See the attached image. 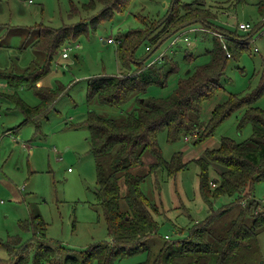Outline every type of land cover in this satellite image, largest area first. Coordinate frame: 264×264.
Wrapping results in <instances>:
<instances>
[{"label": "rangeland", "instance_id": "rangeland-1", "mask_svg": "<svg viewBox=\"0 0 264 264\" xmlns=\"http://www.w3.org/2000/svg\"><path fill=\"white\" fill-rule=\"evenodd\" d=\"M87 1L0 0V70L20 74L26 69L31 71L34 63L42 65L45 52L33 45L39 29L44 26L59 28L77 22L100 8L84 11L82 7ZM172 1L130 0L123 12L114 11L88 32L67 37L54 54L48 72L37 81V84L57 90L36 121L22 123L25 116L14 107L7 96L11 89L4 85L6 80L0 78L1 239L15 233L22 239L28 238L30 232L21 230L18 220L37 214L46 223L44 232L48 242L52 246L59 244L63 247L58 256L45 264H72L65 259L66 256L73 255L79 259V251L96 242L111 240L102 211L96 203V161L90 151L89 132L84 121L90 109L103 115L122 116L132 108L133 99L122 106H110L97 100L88 102L87 82L98 74H117L120 70L129 72L136 68V60L144 57V63H147L160 53L161 57L165 55L162 57L164 60L171 59L178 71L168 78L166 86L150 85L146 94L164 95L172 90L178 76L204 62L207 58L205 50L213 46L214 34L209 29L203 30L205 25L201 22H194L167 36L151 53L145 50L147 39H142L132 48V56L128 60L131 69L120 60L119 54L126 53L132 41L131 37H126L128 32L139 28L141 32L150 31L153 35ZM192 1L178 0L180 3ZM257 1L202 0L205 8L216 13L211 19L215 26L238 35L248 32L238 28L240 22L248 21L252 27L259 28L253 32L244 50L234 52L226 59L218 81L221 88L202 103L197 118L199 127L174 140L167 138L165 130L158 133L162 157L170 160L174 152L180 150L186 165L174 173L164 165L148 172V165L154 157L146 151L141 163L130 167L133 173L143 174L140 188L151 203L150 211L157 231L146 239L145 250L116 258L112 264H151L165 235L173 241L187 238L192 226L209 213L208 204L199 190L200 166L192 158L201 156L205 148L217 146L221 136L227 135L237 141L247 138L251 126L247 123L238 128L242 110H235L213 128L212 135L194 142L204 133V125L215 104L224 100L228 93L244 94L259 83L264 71V23H261ZM174 36L177 38L172 43ZM107 37L114 41L107 42ZM76 43L80 46L75 47ZM63 50L67 51L65 57L62 56ZM186 52H190V56L186 57ZM16 91L30 105L39 102L31 88L22 85ZM255 103L264 107V96ZM103 165L105 171L110 172L109 162L105 160ZM215 167V164L209 167V180L218 175ZM119 184L123 193L125 185L122 178ZM253 195L260 202L259 208L264 209V180L256 181ZM231 199L221 195L213 200L212 207L217 210ZM238 209V206H233L227 216L235 214ZM0 257H6L2 247ZM233 264H264V225L237 251Z\"/></svg>", "mask_w": 264, "mask_h": 264}, {"label": "trees", "instance_id": "trees-1", "mask_svg": "<svg viewBox=\"0 0 264 264\" xmlns=\"http://www.w3.org/2000/svg\"><path fill=\"white\" fill-rule=\"evenodd\" d=\"M129 2L88 0L82 9L86 12L96 11L99 6L95 13L59 28L44 26L39 29L33 45L45 52L42 65L34 63L31 71L26 69L20 74L0 70V78L5 79L6 86L11 89L7 96L25 116L22 123L38 120L54 98L57 89L37 84V81L48 72L54 54L65 39L88 32L89 28L110 17L114 11L123 12ZM257 7L261 23H264V0H258ZM215 16L213 10L203 6L202 0L190 3L173 0L153 35H150V31L141 32L139 28L128 32L126 37H131L132 41L128 51L119 54L120 60L126 68H130L128 60L132 56V48L142 39H147L145 50L151 53L167 36L194 22H201L204 28L224 34L227 46L232 50L231 57L234 52L246 48L253 32L259 28L253 26L247 33L238 35L213 25L211 19ZM205 53L206 60L195 64L190 72L178 76L172 90L164 95L146 94V90L150 85L166 86L168 78L178 71L175 63L168 58L144 63L143 57L136 60V68H130L129 72L103 73L88 79V102L97 100L110 106H122L133 99V105L118 117L88 110L84 124L89 132L90 151L96 161V203L102 211L111 240L96 242L79 251V259L73 255L66 256L65 259L72 261V264H91L92 261L112 264L116 258L147 248L146 239L156 233L157 224L150 211L151 203L140 188L143 174L133 173L130 167L141 163L146 151L154 157L148 165V172L164 165L174 173L186 165L180 150L174 152L170 160L162 157L157 135L165 130L167 138L174 140L199 127L197 118L202 103L221 88L218 81L228 58L217 34L213 36V46ZM185 56H190V52H186ZM22 85L31 88L38 96L36 105L28 104L19 96L16 89ZM261 96H264V71L256 87L244 94L228 93L211 109L204 133L198 137L195 134L197 138L194 143L212 135L213 128L235 110H242L238 128L249 123L250 134L241 141L227 135L221 136L217 146L205 148L201 156L192 158L200 166L199 190L208 204L209 213L192 226L187 238L173 241L163 237L164 241L151 259V264H233L237 251L264 225V209L259 208L260 202L253 195L256 181L264 180V107L255 103ZM105 160L109 162L110 172L105 171ZM211 164L216 165L218 175L209 180ZM120 178L125 185L123 193ZM221 195L232 199L215 210L213 200ZM233 206L239 209L228 217L227 213ZM45 225L37 214L19 219L18 227L29 231L30 235L26 239L17 233L8 235L7 239L0 238V247L6 252V257H0V264H45L58 256L63 247L59 244L52 246L48 242Z\"/></svg>", "mask_w": 264, "mask_h": 264}, {"label": "built area", "instance_id": "built-area-1", "mask_svg": "<svg viewBox=\"0 0 264 264\" xmlns=\"http://www.w3.org/2000/svg\"><path fill=\"white\" fill-rule=\"evenodd\" d=\"M237 26H238V28H240V29H242V30H249V29L252 27V24H251L250 22H248V21H245V22H240V23H238ZM202 29H203V30H206L207 28L202 27ZM209 30H210V29H209ZM210 31H211V30H210ZM211 32H212V31H211ZM212 33L218 35V37H219V39H220V41H221V46H222V48L224 49L226 56L229 57V56L231 55V52H230V50H229V48H228V46H227L228 44H227V42H226V37H225V35L222 34V33H220V32H216V31H213ZM176 38H177V36H176V37L174 36V38L171 39L172 43L175 42ZM184 40H186V37H184ZM106 41H107V42H113L114 40H113L111 37H107ZM79 46H80L79 43H76V44H75V47H79ZM147 48H148V46H146V49H147ZM67 49H69V47H68ZM62 56H63V57L67 56V51H66V50H63V51H62ZM162 57H163V56H162ZM162 57H161V55H160V53H159V55H158L157 57H155L154 59L150 60L149 63H152V62H154V61H158V60L162 59ZM212 184H213V183H212ZM165 237H168V236L165 235Z\"/></svg>", "mask_w": 264, "mask_h": 264}, {"label": "crops", "instance_id": "crops-1", "mask_svg": "<svg viewBox=\"0 0 264 264\" xmlns=\"http://www.w3.org/2000/svg\"><path fill=\"white\" fill-rule=\"evenodd\" d=\"M244 22H245V21H244ZM120 71H121V70H120ZM120 71H119V72H120ZM119 72H118V73H119ZM4 85L6 86V84H4ZM2 86H3V84H2ZM10 130H12V129H10ZM12 131H14V130H12Z\"/></svg>", "mask_w": 264, "mask_h": 264}, {"label": "water", "instance_id": "water-1", "mask_svg": "<svg viewBox=\"0 0 264 264\" xmlns=\"http://www.w3.org/2000/svg\"><path fill=\"white\" fill-rule=\"evenodd\" d=\"M188 70H189V69H188ZM188 70H187V71H188ZM187 71H186V73H187Z\"/></svg>", "mask_w": 264, "mask_h": 264}]
</instances>
